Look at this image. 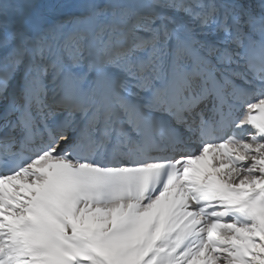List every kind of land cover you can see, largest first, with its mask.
I'll return each instance as SVG.
<instances>
[{
	"label": "snow or ice",
	"instance_id": "obj_1",
	"mask_svg": "<svg viewBox=\"0 0 264 264\" xmlns=\"http://www.w3.org/2000/svg\"><path fill=\"white\" fill-rule=\"evenodd\" d=\"M0 264H264V0H0Z\"/></svg>",
	"mask_w": 264,
	"mask_h": 264
}]
</instances>
